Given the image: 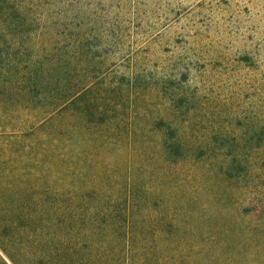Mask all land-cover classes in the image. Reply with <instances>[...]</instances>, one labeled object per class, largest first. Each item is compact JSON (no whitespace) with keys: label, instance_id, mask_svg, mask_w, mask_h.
I'll return each mask as SVG.
<instances>
[{"label":"rangeland","instance_id":"obj_1","mask_svg":"<svg viewBox=\"0 0 264 264\" xmlns=\"http://www.w3.org/2000/svg\"><path fill=\"white\" fill-rule=\"evenodd\" d=\"M23 6L0 47L22 55L0 59V264H264V0ZM42 27L102 36L69 57ZM226 97L219 121L256 131L236 151L209 138ZM171 108L192 138L168 139Z\"/></svg>","mask_w":264,"mask_h":264},{"label":"trees","instance_id":"obj_2","mask_svg":"<svg viewBox=\"0 0 264 264\" xmlns=\"http://www.w3.org/2000/svg\"><path fill=\"white\" fill-rule=\"evenodd\" d=\"M25 9V7L23 6V0H0V47H4V48H8L7 46L12 45V47L15 46H19L20 44H22L23 42V38L24 35L23 33L25 32L24 30L21 31H17L20 29V27L18 26L21 22V19H19V16L21 14H23V10ZM48 17V16H47ZM46 17V19H47ZM67 18L62 17V21H66ZM99 19H96V21ZM43 29V31H41L40 33H36V36L33 37L32 34H30V38L31 40H33L36 44L37 43H41L42 41L40 40H45V43L47 44H52L56 47H61L62 50H66L67 55L70 57V53L74 54V50L77 45H81L83 42H88V40H96V36L100 35L102 36L101 32H99L100 34H97V32L92 31L94 33L91 34H87L86 29L82 28L80 29V34H68L67 36L65 34L61 35L59 32H56L54 30H51L49 28H41ZM26 39V38H25ZM197 45V44H196ZM197 47L199 48V46L197 45ZM16 48V47H15ZM72 51H71V50ZM190 49V48H189ZM192 51H194L193 49H190ZM71 51V52H68ZM183 53H187L186 49H183ZM59 54V53H58ZM75 55V54H74ZM21 53L16 51V52H1L0 51V59H5V58H9L11 57L12 59H20L21 57ZM190 56L192 58H195L194 54L191 53ZM2 68L0 67V74L2 72ZM14 72L16 70H13ZM9 72V71H8ZM19 84V80H16V84L13 83H9L7 88H13V86H17ZM7 84H4V82H0V88L5 86ZM99 86V83L94 84L92 87H88L85 86L83 88L84 92H82V94H79L78 96H76V98H70L72 99V101H76V100H80L83 96H85V94L90 93L92 91L93 88H96ZM88 88V89H87ZM264 85L260 86V100H258L257 104H256V111H252L249 113L248 116L253 117V119H257L260 117V123L256 122L255 125H260V126H255L256 128H260V138L262 139L264 136ZM136 93V92H133ZM241 95H243V93H241ZM82 96V97H81ZM215 105L213 107V111L218 115L217 116V120H215V118H213V122H211V124L209 125V138L211 139L210 141H212L211 143L216 145L219 148H222L223 150H235L234 146L232 145H236L239 144L240 141H244L248 139V136L250 134L255 133L256 131L253 130V128H250L248 131L243 130L242 131V127L238 126L236 123H232L230 121H219V118L223 115H227L226 112V106L229 107L230 103L233 99L235 98H222V99H217L214 98ZM217 102V103H216ZM260 103V105H258ZM182 108H180L179 110L171 108V112L173 115L170 116V118H167V120L169 121L168 126H167V137L170 140L175 139L176 134L178 132V130L183 129L179 128L176 131L177 127H172V123L175 122L174 118H181L182 116H189L188 115V110H181ZM230 109V108H229ZM254 109V108H253ZM205 114V113H204ZM233 114V112H232ZM253 114V115H252ZM204 117V116H203ZM192 119H195V114L191 117ZM190 118V119H191ZM248 118V117H247ZM263 121V122H262ZM195 122V120H194ZM234 122H236L234 120ZM192 122L190 120L187 119V121L185 120V128L180 131V133L177 136H182L185 138V136H191V138L193 137V134L195 132H193V134H191L187 129L188 126L191 125ZM263 124V125H261ZM169 128H172V131L170 132ZM196 136V135H195ZM258 137V136H256ZM235 146V147H236ZM260 151H264V140H263V145L262 147H260ZM253 153V152H251ZM264 153V152H262ZM216 158H222L225 159V157L223 155H219L217 154L215 156ZM248 157V156H247ZM250 160L252 158H250V156L248 157ZM262 166H264V157L261 160ZM220 171H224L220 170ZM234 175L232 176V178H235Z\"/></svg>","mask_w":264,"mask_h":264}]
</instances>
